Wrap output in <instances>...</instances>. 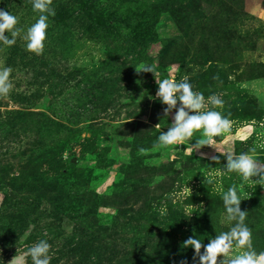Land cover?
I'll use <instances>...</instances> for the list:
<instances>
[{
	"label": "rangeland",
	"instance_id": "1",
	"mask_svg": "<svg viewBox=\"0 0 264 264\" xmlns=\"http://www.w3.org/2000/svg\"><path fill=\"white\" fill-rule=\"evenodd\" d=\"M83 1L98 8L57 15L70 0H52L55 16L36 54L22 38L39 15L31 0H0L23 30L11 47L0 43V68L11 67L13 84L0 97V264L40 239L51 245L50 264H194L183 241L207 244L229 229L222 193L233 184L253 247L264 250V187L222 171L227 154L254 148L250 154L264 160V0H244L240 18L187 22L163 13L155 25L165 11L158 0ZM220 2L205 0L204 13ZM143 64L155 72L138 71ZM185 76L205 97L222 95L218 110L233 125L211 146L193 149L196 131L163 148L157 137L175 109L165 115L157 82ZM49 120L64 130L46 131ZM54 189L62 191L61 208ZM4 193L19 201L13 232L2 230L11 214Z\"/></svg>",
	"mask_w": 264,
	"mask_h": 264
},
{
	"label": "clouds",
	"instance_id": "2",
	"mask_svg": "<svg viewBox=\"0 0 264 264\" xmlns=\"http://www.w3.org/2000/svg\"><path fill=\"white\" fill-rule=\"evenodd\" d=\"M31 5L39 15L24 31L22 38L26 42V50L40 54L46 40L49 17L55 16V9L51 6L52 0H31ZM17 24L16 15L0 9V43L9 47L16 43L17 36L23 31ZM138 71L154 73L155 69L151 64H143ZM11 73V67L0 68V97L7 96L13 87ZM157 83L155 98L166 105L165 115L175 109L170 126L157 137L158 146L168 148L182 144L189 141L194 132L199 131L200 137L192 143L193 149H199L205 145L211 146L215 137L231 130V114L218 110L225 104L221 94L212 93L205 97L203 92L194 90L186 76L179 82L161 79ZM253 152L255 149L250 148L238 154H227L222 171L235 173L243 181L252 180L264 187V160L250 154ZM169 158L175 159V152L170 153ZM212 159L218 161L219 157L213 156ZM253 177L256 179L253 180ZM222 201L226 219L231 224L229 229L208 239L207 244H203L197 236H189L183 241L185 248L194 249V264H197L196 257L198 264H264V250L257 251L253 247L252 229L246 223L248 212L241 209L242 198L235 184L222 193ZM50 248L46 239H40L27 247L26 251L16 253L7 264H27L28 257L32 264H50ZM182 264H186V261Z\"/></svg>",
	"mask_w": 264,
	"mask_h": 264
},
{
	"label": "trees",
	"instance_id": "3",
	"mask_svg": "<svg viewBox=\"0 0 264 264\" xmlns=\"http://www.w3.org/2000/svg\"><path fill=\"white\" fill-rule=\"evenodd\" d=\"M27 0H24L26 2ZM221 2L219 3V7L214 9V12L208 16V14L204 13L203 5L205 0H158V6L163 8L162 10H165L164 12L162 11L161 13H158L155 18H157L154 22V25L156 21L159 20V18H162V14L166 13L169 14V18H177V16L181 15L182 18H188L186 21H189V18H240L242 14H245L244 12V0H228V2H225L224 0H220ZM264 5V1H263ZM98 8L96 5H92ZM92 6L84 2L83 0H70L68 3V6L65 7L63 6L62 8L57 9V15L67 13L71 9H74L75 12L77 11L78 13H89V7L92 8ZM88 9V10H87ZM80 10V11H79ZM75 15V14H74ZM155 28H150L149 26L147 27V33H152ZM220 30V28H218ZM14 100L20 102V103H26L29 99L27 94L20 95V94H14L13 97ZM48 124H46L45 127L48 129L46 131H49L51 128L53 129L54 127L58 128L60 132H62L64 129V125L62 123L57 124L52 122L51 120L47 121ZM42 131H45L42 129ZM12 131H9L8 134L11 135ZM3 140L1 141V143ZM1 145V144H0ZM1 148V147H0ZM2 167L5 168H10L12 169V165H4ZM3 170V169H2ZM60 175H63L64 173L59 172ZM21 177H17L13 179L14 181L17 179H20ZM56 183V182H54ZM52 193L54 194L51 198V200L57 204L58 208H61L63 206V198L61 197L62 191H58L57 189L52 190ZM3 200L1 202V205L3 207H7V211H10V215L7 217L9 218V221L7 222V227L2 226V230L5 231H11L13 232L15 229H18L17 224L15 222V212L12 211V209L16 208L19 205V201L15 199V197H11L9 194L4 193L3 194ZM39 206H43L44 210H48V204L43 202L42 200L38 202ZM108 229H105L104 227L99 228V233H105ZM17 232V231H16ZM45 237V236H43ZM46 238V237H45Z\"/></svg>",
	"mask_w": 264,
	"mask_h": 264
}]
</instances>
